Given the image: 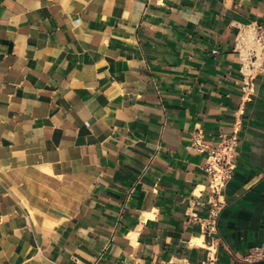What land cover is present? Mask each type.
Returning a JSON list of instances; mask_svg holds the SVG:
<instances>
[{
  "label": "crops",
  "instance_id": "crops-1",
  "mask_svg": "<svg viewBox=\"0 0 264 264\" xmlns=\"http://www.w3.org/2000/svg\"><path fill=\"white\" fill-rule=\"evenodd\" d=\"M251 23L264 0H0V264H264ZM235 131L214 208L193 144Z\"/></svg>",
  "mask_w": 264,
  "mask_h": 264
},
{
  "label": "built area",
  "instance_id": "built-area-1",
  "mask_svg": "<svg viewBox=\"0 0 264 264\" xmlns=\"http://www.w3.org/2000/svg\"><path fill=\"white\" fill-rule=\"evenodd\" d=\"M236 49L242 62L241 74L249 85L258 76L264 74V23H251L239 30ZM239 144L238 132L223 135L218 145L193 144L197 150L206 154L205 170L207 173V189L215 202L214 208L221 206L220 198L224 196L229 183L233 180L236 164L234 162ZM209 223H215V217L209 218ZM207 259L203 264H216L217 252L214 246L207 250ZM263 256L261 249L252 252L249 259Z\"/></svg>",
  "mask_w": 264,
  "mask_h": 264
},
{
  "label": "bare ground",
  "instance_id": "bare-ground-1",
  "mask_svg": "<svg viewBox=\"0 0 264 264\" xmlns=\"http://www.w3.org/2000/svg\"><path fill=\"white\" fill-rule=\"evenodd\" d=\"M56 191V190H55ZM57 192V191H56Z\"/></svg>",
  "mask_w": 264,
  "mask_h": 264
}]
</instances>
